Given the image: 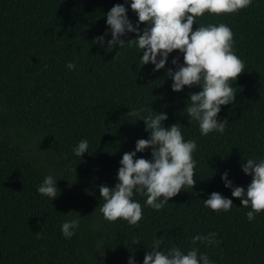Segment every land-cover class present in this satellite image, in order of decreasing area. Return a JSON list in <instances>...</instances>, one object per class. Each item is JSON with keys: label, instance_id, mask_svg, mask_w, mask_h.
<instances>
[{"label": "trees", "instance_id": "obj_1", "mask_svg": "<svg viewBox=\"0 0 264 264\" xmlns=\"http://www.w3.org/2000/svg\"><path fill=\"white\" fill-rule=\"evenodd\" d=\"M115 4L125 0H0V264H128L130 257L143 264L161 236L164 251L175 246L187 254L197 247L212 264H264V212L249 221L251 208L242 207L221 179L227 172L234 186L247 190L252 177L241 166L249 158L264 160V0L235 14L206 12L193 24V31L227 25L246 65L236 83L229 81L236 104L218 114L228 121L226 131L206 136L183 111L201 89L173 92L167 77V69L176 70L174 58L183 65L181 53L170 54L165 69L155 71L141 64L135 45L107 51L112 37L106 14ZM130 4L125 7L135 26ZM100 36L104 45L93 44ZM69 63L75 68L69 70ZM140 108L141 116L152 109L165 113V128L178 123L185 141H196V183L160 211L134 193L143 219L133 227L103 217L99 186L114 188L124 153L148 139L144 122L127 115ZM83 139L90 148L78 157L73 150ZM139 158L150 160L151 150L138 152L134 160ZM49 174L61 193L53 201L37 192ZM213 192L232 200L229 212L217 215L204 206ZM75 212L79 228L66 239L61 225ZM209 233L217 234L218 245H192L194 236Z\"/></svg>", "mask_w": 264, "mask_h": 264}, {"label": "clouds", "instance_id": "obj_2", "mask_svg": "<svg viewBox=\"0 0 264 264\" xmlns=\"http://www.w3.org/2000/svg\"><path fill=\"white\" fill-rule=\"evenodd\" d=\"M127 2L125 0V4ZM125 4H115L106 14L112 37L107 41V51L111 52L116 47L121 49L126 44L135 45L142 53L141 64H152L155 71L165 69L170 54L176 51L181 53L183 65L178 63L177 57L172 60L176 70L167 69V77L173 81L172 91L179 93L185 86H198L201 90L190 95V103L183 110L188 114L189 123L197 121L201 135L223 134L228 121L219 119L218 114L222 106L236 104L235 87L229 81L236 83L237 77L245 72L246 65L235 54L234 33L227 25L208 24L193 31V24L197 17H203L206 12L215 16L238 13L250 7L252 0H131V10L138 16L135 26L129 20ZM141 24L145 25L142 31ZM131 33H135V39H122ZM104 42V36H100L92 43L103 46ZM119 54L118 51L116 56ZM66 67L72 70L75 64L69 63ZM144 111V108L133 109L127 115L144 122L148 139L137 140L135 151L124 153L117 174L119 182L114 188L99 186L100 196L104 200L100 207L103 217L109 222L122 219L133 227H138L143 219L141 204L132 199L134 193L146 196V205L160 211L185 186L193 188L196 183L193 179L197 164L193 159L198 147L196 141H185L178 123L165 128L164 122L168 119L165 113L152 109L147 116H141ZM89 148V141L83 139L73 151L76 156L82 157ZM148 149L151 150L150 160H134L138 152L143 153ZM241 168L245 175L252 177L247 190L234 186L227 172L221 179L224 186L231 189L232 197L241 201L242 207L251 208L246 215L252 221L256 215L264 212V160L249 158ZM37 192L52 201L61 194L57 179L51 174L44 178ZM204 206L219 215L229 212L234 205L231 199L213 192L204 201ZM75 213L76 218L61 225L66 239H71L79 228L80 214ZM216 235H196L192 245H218L220 241L215 239ZM163 243V236L153 240L150 251L144 255L143 264H212L208 255L200 253L197 247H192L185 254L175 246L161 250ZM133 260L134 257H130L128 264H133Z\"/></svg>", "mask_w": 264, "mask_h": 264}]
</instances>
